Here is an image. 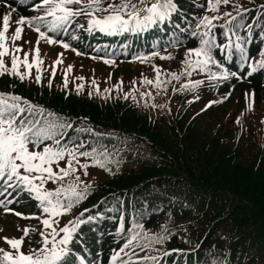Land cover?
I'll return each instance as SVG.
<instances>
[{
    "label": "trees",
    "instance_id": "obj_1",
    "mask_svg": "<svg viewBox=\"0 0 264 264\" xmlns=\"http://www.w3.org/2000/svg\"><path fill=\"white\" fill-rule=\"evenodd\" d=\"M202 1L206 8L207 0H176L180 8L188 11L189 19L193 15L202 16L204 14V9L200 7ZM251 1V4L238 3L235 4V7L242 5L243 8L250 9L249 12L243 13V15H250L264 6V0ZM115 2L117 3L119 0ZM235 7L231 8L234 15ZM20 10L25 12L27 9L22 7ZM216 23L217 28L215 30L223 31L219 27L223 20ZM176 25H179L180 29L186 28L180 15H174L171 21L153 25L140 32L103 33L95 30L92 38L99 50L113 48V51L116 52L115 61L131 63L137 60V57L149 58L153 56V52H172L180 48L187 49L197 46L198 40L190 35V30L181 33ZM252 25L251 31L259 30L257 21ZM149 30H152V35L147 38L146 32ZM247 33L246 26L244 34ZM252 35L256 36V33ZM138 38H140L139 42L137 41ZM175 41H179V46L174 43ZM245 44H248L249 57L254 58L256 56L259 59L261 55L260 45H256L250 39H247ZM215 55L216 59L223 63L222 56L219 53ZM225 65H227L226 62ZM232 71H236L235 66H232ZM178 81L176 80V84ZM247 83L254 87L256 91L255 101L259 102L260 96H264L262 73L256 72L253 77L248 79ZM37 84L39 87H36ZM58 87V85L50 86L35 81H20L18 77L11 78L7 74L0 76V91L19 94L32 103L36 102L46 109L58 113L62 119L71 123L73 127L69 133L66 129V139L77 144L83 142V145L89 141V147L84 150L97 148L98 141L101 139V143L105 145L102 151H112V144L108 143L106 136L100 138L101 134H125L127 136L129 131L134 129L129 124L118 123L117 119L112 117L103 105H125L127 103V108L134 106L151 123L160 126L172 122L176 123L174 119L177 116L172 114H166L161 118L148 114L147 109L139 106L140 104L148 106L147 100L140 102L132 98L126 99L122 94L115 92L113 94L103 93L97 97L93 94L91 96L88 95L89 93L85 94L83 92L84 87L79 90V94H77V88L69 87L67 96L70 100L75 98L97 106L90 112L82 109L79 105L75 108L61 102L54 103L48 94L51 90L57 92ZM62 87L65 89V86ZM226 87L228 88L229 85L225 84V91H227ZM36 88H42L41 93L34 94L41 97L36 98L27 94L26 89L36 90ZM175 89L177 90H170V93H180L179 86H176ZM214 92L211 90L210 97L216 94ZM217 92L219 93V90ZM174 99L175 97L171 100ZM231 102L240 104L242 100L232 97L229 103ZM223 106H225V102L221 100L212 104L210 108L216 110ZM77 129H91V131H77ZM193 134L196 133L193 132ZM180 139L175 140L172 145L161 143L162 150L147 144V147L151 148L154 153L149 149L146 155H140V160H131L130 163H137L139 167L137 170L133 169V164L126 166L121 163L125 167H120L113 172L107 170L108 173L104 176L107 182H101L100 177L90 182L92 188L86 199L75 206L73 212L67 216L68 219H71L84 208H88L90 212L85 213V217L89 214L96 215L99 212L101 218L93 221L90 225L82 226L81 234L84 243L76 246L77 251L84 252L87 249L94 252L101 249L104 258H106L107 252L111 257L113 250H118L122 246L124 238L128 235L127 229L131 228L134 222H137L151 233L161 232L160 225H165L172 232L171 238L164 243H157V247L153 244L144 252L136 249L139 255L150 254L158 257L164 251L180 250L173 252L170 256L160 257V264H264V171L261 173L262 177H252V174H256L257 170L253 162L255 154L261 153L264 164V131L258 136L250 133L245 139L244 145L237 149V155L241 160H236L235 164L238 165L239 171L244 172V175L234 177L221 176L208 167H203L202 164L205 161H196L191 146L184 141L180 142ZM172 140L171 137L167 139L168 142H172ZM118 144L114 142L113 146ZM149 153L156 157L159 156L161 159H156L150 163L148 162V157L151 156ZM246 153L251 158H247ZM112 154L113 152L109 154V157L115 159ZM119 157L121 156H117V158ZM223 163L224 159H220L215 161L214 166H223ZM125 168L129 169V173L124 171L123 175L115 179L111 178ZM245 174L248 175L245 176ZM125 190H130V192L128 194L120 192ZM116 195L123 196L117 198ZM123 197L124 202H119ZM253 200L262 205L260 209L253 205ZM16 202L23 203L14 206L18 211L33 212L40 215L37 212V202L26 194ZM241 206H246L247 211L240 209ZM129 209L134 212L133 215L127 213ZM197 211H204L205 215L199 217ZM122 215L124 231L120 232L118 229L121 227L120 217ZM31 220L33 222L30 226L36 227V232L31 237L26 236V238L31 242L30 248H35L39 246L37 241L40 240L39 232L42 228L39 226V220ZM185 222L186 224H184ZM23 224L25 222H20V226ZM116 235H119L121 240H116ZM132 259L135 260L136 257L133 256ZM103 264H105L104 261Z\"/></svg>",
    "mask_w": 264,
    "mask_h": 264
},
{
    "label": "snow or ice",
    "instance_id": "obj_2",
    "mask_svg": "<svg viewBox=\"0 0 264 264\" xmlns=\"http://www.w3.org/2000/svg\"><path fill=\"white\" fill-rule=\"evenodd\" d=\"M230 3L231 0H207L206 8L200 5L204 9V14L193 15L189 19L181 12L176 0H119V3L115 0H38L32 4V10L36 14L20 16L11 37L13 41L20 39L25 24L38 33L36 55L31 62L27 52L21 59L18 53L22 49L19 46L14 45L12 49L7 47L6 33L10 28L11 12L3 15L2 27H0V76L14 75L20 81H24L26 75H31V69L35 66L37 70L35 82L40 83L43 63L39 58L40 39L50 45L59 44L64 49H69L71 45L68 42L51 33H68V26L76 18H83L86 21V27L84 24H77V27L84 28L85 31L118 33L144 31L153 25L171 21L174 15H180L186 28L180 29L179 25H176L177 29L181 33L190 30V35L197 38L198 44L186 49L182 61L185 65L183 72L171 73L172 78L179 80L181 75L191 77L196 71L205 74L208 81L240 79L242 76L238 72L230 71L216 59L215 52L217 50L226 52L228 58L234 54L238 55L242 66L247 65L251 74L257 70H264V50H261L259 59L248 56L244 46L248 37L241 36L239 29L243 27L240 23L244 20L243 13L249 12L250 9L239 5L234 8L235 15L229 11L221 13V5L227 6ZM221 20L223 23L219 24V27L223 29L224 43H220L214 33L217 28L216 22ZM252 28V24H247L249 33ZM70 39L77 40L78 37L71 35ZM174 43L179 46V41ZM71 50L77 51L75 48ZM77 54L80 53L77 52ZM7 55L11 56L10 66L4 60ZM62 55L63 53L57 54V59L51 66L53 76L55 66L63 63ZM152 55L156 56L159 53L153 52ZM137 58L142 61L147 59V57ZM164 58L161 57V59ZM104 62L110 64L113 61L105 59ZM21 66L26 69L25 72H21ZM71 68L72 65H68L69 71ZM154 71L156 72L155 86L160 88L164 84L160 80V70L154 68ZM203 82L201 79H188L181 84L180 88L193 91ZM144 83L153 84L154 82L145 79ZM65 87H67L66 74ZM82 87L77 85V94ZM105 91L108 90L105 89ZM88 95L91 96V93ZM141 95L149 94L141 93ZM245 95L246 97L251 95L254 104L255 93ZM196 98L199 99L198 96ZM215 103L217 101H209L205 109ZM160 107L164 106L160 105ZM72 127L73 125L62 119L58 113L42 105L34 104L13 92H0V196L4 197L0 199V207L5 213L11 212L25 219H37L42 225V230L39 232L40 240L37 241L39 246L29 248L27 252L22 250L24 236L33 229L24 228V236L19 238L3 237L10 250L0 248V264H77V261L79 264H88L85 256L77 251L76 246L84 243L81 234L82 226L90 225L101 218V214L97 212L96 215L89 214L85 217V213H89L90 210L84 208L62 226L60 218L72 213L75 206L86 199L92 188L89 182L81 180L77 175L78 171L83 169L84 175L87 176L90 164L110 171L107 168L109 153L107 150L99 151L95 147L84 150L83 142L77 144L66 139V129ZM77 131H91V129H77ZM79 157L85 160L81 162ZM61 162H64L63 167ZM66 180L67 183H65ZM48 182L57 186L54 189H48L45 187ZM25 194L37 202V211L40 215L25 216L8 207ZM120 220L121 227L118 231L123 232V215ZM160 227L161 232L151 233L146 231L142 224L134 222L133 226L127 229L128 235L124 238L122 246L118 250H113L110 264H160V257L179 252V249H172L160 253L159 257L150 254L139 255L136 252V249L144 252L153 244L164 243L171 238L170 229L165 225ZM92 230L95 231V229ZM133 256L136 257L135 260L132 259Z\"/></svg>",
    "mask_w": 264,
    "mask_h": 264
},
{
    "label": "rangeland",
    "instance_id": "obj_3",
    "mask_svg": "<svg viewBox=\"0 0 264 264\" xmlns=\"http://www.w3.org/2000/svg\"><path fill=\"white\" fill-rule=\"evenodd\" d=\"M238 3L248 5L251 4L252 1L231 0L229 5H221L220 12H232L231 8L235 7V4ZM201 5H203V1L201 2ZM180 10L182 13L190 15L186 9L180 8ZM7 12H11L10 32L8 34L10 40L11 36L14 34L15 28L17 27L16 21L18 18L13 11L0 7L1 24L2 17ZM208 14L212 15L213 13ZM243 16L244 20L240 22L243 27L239 29V31L245 30L247 24L257 21L259 24V31L256 32V41H260L264 47V8L254 14ZM72 25H74V21L70 26ZM252 34V32L247 33L249 38L252 37ZM37 39V35L25 31L23 35H21V38L16 40L11 46V49L14 45L19 46L22 49V51L18 53L21 58H23L24 53L27 51L29 54V62H31L36 55L35 48L37 47ZM38 48L39 58L43 61L40 71V75L43 77L41 84H47L50 86L58 85L60 87L57 88V92H53L52 90L50 93L48 92V96L52 97L54 103L61 102L75 108L79 105L82 109L88 112H90L94 107H97L93 106V104L82 102L75 98L73 100L69 99L67 96L68 91L61 86L65 85L66 74L67 86L77 88V85H82L84 87L83 92L85 94L91 93L94 96L100 97L103 93L113 94V92H115L116 94H122L126 99L132 98L139 100L140 102L147 100L149 102L148 106L144 104H140L139 106L147 109L148 114H153L157 118H161L166 114L177 116L174 119L176 120V123L172 122L165 126H160L149 122L147 117L142 116V112L134 106L131 105L132 107L127 108V103H125V105H103L104 109L107 110L112 117L116 118L118 123L129 124L130 127L134 128L133 131H129L127 136L125 134L111 135V133L101 134V136L98 135L100 138H105L106 136L108 143L112 144V151H108V153L113 152L112 156H114L115 159L109 157L107 167L110 168V171L113 172L120 167H125L121 163L127 166L129 164H133L130 163L131 160H140V155H146L148 150H151V148L147 147V144H151L152 146H156L159 150H162L163 147H161V143L172 145L175 140H179L181 138L180 142L184 141L188 143L193 149L192 153L196 156V161H205V163L202 164L203 167H208L213 172H217L221 176L225 177L244 175V172L239 171L237 168L238 165L235 164L236 160H241L237 155V149L244 145L245 139L248 135H250V133L258 136L264 131V96L259 102L254 101V104L252 101H246L238 105L235 103H229L216 110H212L210 107L205 109V105L209 103V101L206 100L208 90L204 81L205 74L194 71L191 77L181 75L182 77L178 84H176V79H173L171 76V73L180 74L183 72L185 65L182 61L185 57V48L163 53L156 56L150 63H138L137 65H109L100 59L79 56L69 49H64L59 44L50 45L43 39H40ZM78 52L85 53V50L82 49V51ZM59 53H63L61 57L63 63L55 66L56 70L55 75L53 76L51 66L57 59V54ZM223 53L225 55V52ZM168 56L171 58H167ZM161 57L165 58L161 59ZM4 60L5 63L10 66L11 58L4 57ZM68 65H72L70 71L68 70ZM154 68H159L161 73L160 80L164 82L160 88L155 86L156 72L154 71ZM20 70L26 71L23 66H21ZM36 75L37 70L33 66L31 69V75H26L25 78L29 82L35 81ZM80 77H83V79H79ZM144 79L152 80L154 83L146 84L144 83ZM188 79H201L204 82L193 91L182 90L180 88V93H170V90H173L176 86H181V84L185 83ZM225 83H227V80H225ZM11 85H14V83H11ZM229 86L231 88L230 83ZM36 87H39L38 84ZM97 88L99 89L98 92ZM105 89L108 91L106 92ZM41 90L42 88H36V90L26 89L27 94L36 98L41 96L34 94L41 93ZM141 93H148L149 95H141ZM185 93H189L190 95ZM197 96L199 99L196 98ZM169 97H171V99L175 97V99L171 100ZM121 98L123 97L121 96ZM33 103L38 104L36 102ZM153 105L156 106L153 107ZM160 105H163L164 107L162 108ZM98 108L100 109L99 105ZM202 109L205 110L201 111ZM237 118H239V122H237ZM69 130L70 129L67 130V133H69ZM193 132L196 134L194 135ZM130 134H132V136H130ZM170 137L173 139L172 142L167 141ZM114 142L119 144L117 146H113ZM88 143L89 141L85 142L84 149L89 147ZM201 144H203V146H200ZM104 147L105 145L101 143L100 139L98 141L97 149L102 151V148ZM151 152L154 153L152 150ZM152 153H149V155ZM168 153L171 154L170 151H168ZM117 156L121 157L117 158ZM245 156L247 158H251V156L247 153ZM148 158V162L150 163L156 159H161L159 156L156 157L155 155H151ZM79 159L81 162L85 160L83 157H79ZM220 159H224L223 166L215 167V161ZM253 162L257 170L256 174H252V177H262L261 173L264 171V164L261 159V153L254 155ZM133 165L134 170L139 168L137 163ZM61 166H64V162H61ZM87 171V176L84 175L83 169H80L77 175L80 176L81 180L89 183L92 180H95L98 176L108 173L107 170L91 164L89 165ZM124 171L125 173H129V169L125 168V170L113 175L111 178L115 179L123 175ZM247 175L248 174H245V176ZM100 180L101 182H107V179L104 176H101ZM65 183H67V180ZM56 186L57 185L51 182H48L45 185L48 189H54ZM120 192L128 194L130 190ZM252 202L253 205L259 209L262 206L255 200ZM240 209L247 211L246 206H241ZM197 214L199 217H203L205 212L197 211ZM65 219L66 216L60 218L61 226ZM184 224H186V222ZM21 236H24V232L15 223V221L7 217L0 219V248L10 250L3 237L19 238ZM27 244L28 243L26 242V238L24 236L22 250L25 252H27L30 248V246H26ZM154 245L157 247V243ZM84 252H87L86 256L88 259L86 260L88 263L93 264L92 260H90V253L92 252L87 249H85Z\"/></svg>",
    "mask_w": 264,
    "mask_h": 264
}]
</instances>
